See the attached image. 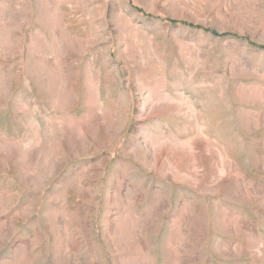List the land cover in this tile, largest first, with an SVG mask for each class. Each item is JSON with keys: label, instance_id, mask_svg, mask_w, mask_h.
Returning a JSON list of instances; mask_svg holds the SVG:
<instances>
[{"label": "rangeland", "instance_id": "1", "mask_svg": "<svg viewBox=\"0 0 264 264\" xmlns=\"http://www.w3.org/2000/svg\"><path fill=\"white\" fill-rule=\"evenodd\" d=\"M0 264H264V0H0Z\"/></svg>", "mask_w": 264, "mask_h": 264}]
</instances>
